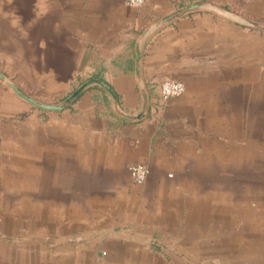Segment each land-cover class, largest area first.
Wrapping results in <instances>:
<instances>
[{"label":"crops","instance_id":"obj_1","mask_svg":"<svg viewBox=\"0 0 264 264\" xmlns=\"http://www.w3.org/2000/svg\"><path fill=\"white\" fill-rule=\"evenodd\" d=\"M227 13L264 0H0L8 80L118 98L0 81V264H264V32Z\"/></svg>","mask_w":264,"mask_h":264},{"label":"water","instance_id":"obj_2","mask_svg":"<svg viewBox=\"0 0 264 264\" xmlns=\"http://www.w3.org/2000/svg\"><path fill=\"white\" fill-rule=\"evenodd\" d=\"M198 7V5H194L186 10V12L194 10ZM228 16L234 17L238 19L239 21L244 22L245 24L254 27L258 30L264 31V24L255 22L243 17L236 16L231 13H227ZM140 49L137 46L135 50V74L138 78H140ZM0 81L3 82L8 88H10L14 93H16L20 98L31 104L32 106L45 110V111H61L68 107L83 91L89 86L96 85L103 89L113 100V104L115 107H118V98L117 95L114 91V89L103 79H98V78H90L83 82L81 85H79L72 93H70L67 97H65L62 101L59 103H44L36 100L32 96H30L27 92L22 90L20 87L15 85L13 82L8 80L1 72H0ZM148 107V97L146 92L144 91L142 93V107H141V112L139 115H137L135 118L140 119L144 116L146 110ZM126 117H130L126 115Z\"/></svg>","mask_w":264,"mask_h":264},{"label":"built area","instance_id":"obj_3","mask_svg":"<svg viewBox=\"0 0 264 264\" xmlns=\"http://www.w3.org/2000/svg\"><path fill=\"white\" fill-rule=\"evenodd\" d=\"M147 0H124L125 4L132 8H139L146 3ZM159 98L165 102L173 97H179L185 92V85L179 80H163L158 85ZM149 170L141 164H134L130 167V175L132 180L137 184L145 182Z\"/></svg>","mask_w":264,"mask_h":264},{"label":"rangeland","instance_id":"obj_4","mask_svg":"<svg viewBox=\"0 0 264 264\" xmlns=\"http://www.w3.org/2000/svg\"><path fill=\"white\" fill-rule=\"evenodd\" d=\"M264 32V31H262ZM264 154L262 153V160H261V165L259 166L260 169V186H261V190H264ZM255 233V231L253 229H251L249 226H246L245 228V235L246 238L247 237H255L253 236V234ZM196 264H204V262H197Z\"/></svg>","mask_w":264,"mask_h":264},{"label":"trees","instance_id":"obj_5","mask_svg":"<svg viewBox=\"0 0 264 264\" xmlns=\"http://www.w3.org/2000/svg\"><path fill=\"white\" fill-rule=\"evenodd\" d=\"M91 78H98V79H102V75H100V73H95L91 76Z\"/></svg>","mask_w":264,"mask_h":264}]
</instances>
